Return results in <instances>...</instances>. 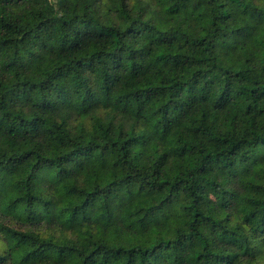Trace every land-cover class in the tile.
Returning a JSON list of instances; mask_svg holds the SVG:
<instances>
[{"label":"trees","instance_id":"1","mask_svg":"<svg viewBox=\"0 0 264 264\" xmlns=\"http://www.w3.org/2000/svg\"><path fill=\"white\" fill-rule=\"evenodd\" d=\"M0 264H264V0H0Z\"/></svg>","mask_w":264,"mask_h":264}]
</instances>
